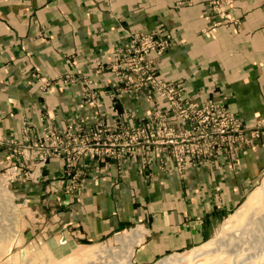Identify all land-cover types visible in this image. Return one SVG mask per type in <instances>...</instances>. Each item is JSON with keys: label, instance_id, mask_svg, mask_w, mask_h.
<instances>
[{"label": "crops", "instance_id": "crops-1", "mask_svg": "<svg viewBox=\"0 0 264 264\" xmlns=\"http://www.w3.org/2000/svg\"><path fill=\"white\" fill-rule=\"evenodd\" d=\"M210 1L179 7L175 0H0V139L19 138L23 117L34 136L45 124L61 127L89 117L95 107L80 97V84L47 91L36 77L58 76L76 64L88 70L92 60H107L114 45L126 41L128 28L171 31L165 53L152 58L162 77L185 81L190 98H221L247 122L264 116V0H233L226 14L236 20L216 25ZM110 78L107 72L98 77L102 91L110 88ZM100 99L112 120L108 97L101 93ZM115 99L118 108L141 115L148 107L142 95L119 93ZM6 158L1 150L0 168ZM231 163L194 167L180 176L156 162L143 170L136 163L120 169L112 158L82 159L81 189L69 193L57 181L62 163L51 157L42 180L13 182V195L29 203L35 216L28 234L41 225L51 237L79 245L134 228L141 238L131 259L150 264L208 242L260 179L264 135Z\"/></svg>", "mask_w": 264, "mask_h": 264}, {"label": "built area", "instance_id": "built-area-1", "mask_svg": "<svg viewBox=\"0 0 264 264\" xmlns=\"http://www.w3.org/2000/svg\"><path fill=\"white\" fill-rule=\"evenodd\" d=\"M190 1L176 0V4ZM232 2L211 0L210 7L217 12L218 22L226 16L225 11ZM171 39L170 31L129 29L127 41L114 45L107 60L91 61L95 73L104 70L114 73L116 90L132 95L143 92L152 101L148 114L138 117L129 111L117 112L114 121L107 123L101 113H95L93 125L78 124V127L68 122L63 127H53L45 124L37 137L27 118L23 117L20 137L7 140L12 144V160L0 172V183L9 190V185L17 178L38 181L41 168L50 157L61 160L63 167L58 183L68 192L81 189L80 178L84 171L76 164L82 159L104 161L108 157L115 158L120 169L128 162L136 163L141 169L157 162L163 169H166L165 165L172 166L180 176L195 166L211 170L222 167L224 162L233 164L237 153L264 135V117L249 125L228 110L221 99L187 97L182 82H167L160 78L148 55L151 52L161 54ZM74 71V75L59 74L56 80L38 75L39 86L52 90L80 81L87 87L82 93L90 95L94 101L97 83L85 78L81 66L76 65ZM159 96L165 99V106L160 104ZM96 104L100 102L96 101ZM87 165L82 162V166ZM56 186L52 188L56 189Z\"/></svg>", "mask_w": 264, "mask_h": 264}, {"label": "rangeland", "instance_id": "rangeland-1", "mask_svg": "<svg viewBox=\"0 0 264 264\" xmlns=\"http://www.w3.org/2000/svg\"><path fill=\"white\" fill-rule=\"evenodd\" d=\"M191 3H192V0L189 3H184L182 5L176 4V5L180 7V6L191 4ZM209 9L211 13H213V15L216 16V19L213 22V24L215 25L221 22H225L227 20L229 21L236 20L234 16L233 18L230 19L231 16L228 18L226 14V16L221 18L218 22L217 20L219 17H218L217 12L214 11L210 7V5H209ZM129 29H132V28L125 29L127 32V39H128ZM159 30H165V29H159ZM159 30H156V31H159ZM156 31H141V32H156ZM165 31H169V30H165ZM172 40H173V34H172V39L170 40L165 50L161 54H156L155 52H151L149 53L148 57L156 65L158 76L160 78L164 79L167 82H182L184 85V94L187 97H189L186 93L185 81L183 79L168 80L162 77L157 61L154 60V58H152V55H155L156 57L162 56L167 50ZM126 41H124L123 43H118V44H124ZM76 65L74 66V70H75ZM89 67L90 68L86 70L83 68V66H81L83 70V74L85 75V78L95 81L98 85L96 87V92L94 93V98H95L94 101H92L90 95L88 96L82 93L84 90H87V87H83V83H81L80 81L75 80L59 88H65L68 85L75 84V83L80 84V89H79L80 97L82 98L84 102L93 104L95 107V110L91 113L89 117L70 119L66 121L64 125H66L68 122H72L78 127H79L78 124H82L86 127L89 125H93L95 122L93 115L95 113H101V116L107 123H112L117 116V112L129 111V112H133L134 115L138 117H143L146 114H148V112L151 110L152 101L149 98H147L143 92L132 95V94H127L120 90H116L115 87L113 86V82L115 81V75L112 71L104 70L100 73H95L92 69L93 66L91 62L89 63ZM74 70L65 71L64 73H60V75H64L67 73H71L74 75L76 74V71ZM105 72L109 73L111 78H110V83H109L110 88L103 90L104 91L103 92L100 88L98 77ZM47 78L51 80H56L57 76H47ZM82 78L83 76L81 77V79ZM36 79L39 81L38 77H36ZM54 89L55 88H53L52 90ZM89 89L90 88H88V90ZM46 90L48 91V89ZM52 90H49V91H52ZM101 93L106 95L109 99V102H108L109 109L113 113V118L110 121H107V113H105L102 109V100L100 99ZM119 93L131 95L134 97L142 95L148 103V107L145 110V113L141 115L130 108H122V109L118 108L116 105L115 98L117 97ZM158 98H159L160 104L165 106L166 105L165 99L161 96H159ZM210 99H221V98H210ZM96 101H99L100 104L97 105ZM224 105L226 106L228 110H230L233 114H235L231 109H229V107L225 103ZM235 115L239 117L244 123H247L249 125L253 124L255 119L259 117H264V116H258L251 122H247V121H244L239 115L237 114ZM0 140L2 141L0 142V151L3 150L7 154L6 161L3 164V166L0 168V172H2L5 169V167L8 165V163L12 160L10 156L12 144H10L7 141L9 139L7 140L0 139ZM248 145H250V143ZM238 154L239 153H237V156ZM112 159H115V158H112ZM77 162L78 163L76 164V167H79L80 160ZM115 162L117 163L116 159H115ZM128 163H132V162H128ZM128 163H125L124 166L127 165ZM46 164L41 168V176L38 181L42 180L43 178V168L46 166ZM195 167H199V166H195ZM165 168H167V165H165ZM191 168H194V167H191ZM191 168H189L188 171ZM61 171H62V168H61ZM60 176H61V173H60ZM59 179L60 177L57 178V181ZM15 181L38 182V181H32L30 179L23 180V179L17 178L13 180L11 184L9 185L10 191L7 190L5 187H3V183H0V187L5 190V191L0 192V264H125L126 263L125 259H121L120 255L124 252L126 254L127 252H130V251L132 252L134 244L141 238L139 237V239L136 241L125 239L124 242H121L118 240V237L127 238V237H130V235L133 234L134 231L137 232L138 229H134V228L133 229L128 228V230L125 229V230L115 232L111 234L110 236L102 240H99V241L87 242L86 244H79V245L78 244L77 245H73V244L67 245L66 244L67 239L60 237V236L51 237L53 236V234H49L47 231L43 230L41 225H38L37 227L38 230L35 233L28 234V230L31 227V221L32 219H34L35 216L30 211L29 203H26V202L22 203L16 198H14V200L12 199L13 197L12 195L14 194L13 182ZM254 187L256 188L253 189ZM251 189L253 190L250 192V194L245 199L246 195ZM251 189H249V191L246 193V195L243 197L240 203L236 207L231 209L230 212H228L225 215L223 220L219 222L214 234L211 236L210 239L207 240L208 242L205 241V243L203 242L202 244L198 245V247L196 248L191 247L192 249L187 248V249L176 251L173 253H167L163 256H165L166 258H174V257L177 258L180 256H185L186 259L181 264H264V170L258 182ZM258 189L262 191V194H263L261 196V199L254 205H251L249 208H243L248 197L254 191ZM69 193H74V192H69ZM238 210H243V211L241 213H237ZM34 221L35 223L40 222L37 219ZM115 237L117 238L118 241L116 240ZM52 241H56L59 243L57 248H51ZM88 254H91L92 257H88ZM161 257H159L158 259H160ZM157 260H155L154 262L150 264H157L160 261L158 260V262H156ZM132 263L136 264L133 261Z\"/></svg>", "mask_w": 264, "mask_h": 264}, {"label": "bare ground", "instance_id": "bare-ground-1", "mask_svg": "<svg viewBox=\"0 0 264 264\" xmlns=\"http://www.w3.org/2000/svg\"><path fill=\"white\" fill-rule=\"evenodd\" d=\"M3 187H4V184H3ZM259 190V189H258ZM254 191L249 197L248 199L246 200L245 204H244V207L243 208H249L251 205H254L255 203H257L260 199H261V196L263 195L262 194V191ZM2 191H5L3 188L0 187V192ZM243 210H238L237 213H241ZM238 221V220H237ZM141 232L140 231H134L133 234L130 235V237H118V240L121 241V242H124L125 239H129V240H138L139 237H141ZM116 238V237H115ZM117 240V238H116ZM117 240V241H118ZM128 240V241H129ZM58 242L56 241H52L51 242V245L52 247L51 248H57L58 246ZM49 248V249H51ZM7 249V248H6ZM10 250V249H9ZM131 255H132V252H127V254L124 252L120 255V258L121 259H125V264H133L132 261H131ZM88 257H92L91 254H88ZM126 257V258H125ZM186 259L185 256H180V257H177V258H163L162 260H160L157 264H181L182 262H184Z\"/></svg>", "mask_w": 264, "mask_h": 264}]
</instances>
